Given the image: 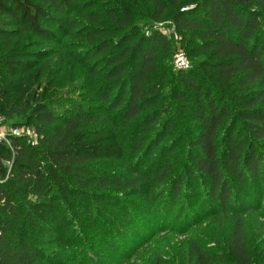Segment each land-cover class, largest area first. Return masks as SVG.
<instances>
[{"label":"trees","instance_id":"1","mask_svg":"<svg viewBox=\"0 0 264 264\" xmlns=\"http://www.w3.org/2000/svg\"><path fill=\"white\" fill-rule=\"evenodd\" d=\"M179 50L187 69L173 67ZM55 60L60 88L71 66L85 71L86 102L42 88ZM1 122L36 143L0 141V264L61 263L44 246L74 254L76 214L125 232L132 217L110 192L149 187L172 212L185 178L205 187L226 239L185 238L172 261L161 240L150 264H264L239 209L264 188V0H0ZM126 154L129 179L92 167Z\"/></svg>","mask_w":264,"mask_h":264},{"label":"rangeland","instance_id":"2","mask_svg":"<svg viewBox=\"0 0 264 264\" xmlns=\"http://www.w3.org/2000/svg\"><path fill=\"white\" fill-rule=\"evenodd\" d=\"M159 25V24H157ZM171 33V26L162 28ZM65 44L67 39L61 40ZM50 47H55L53 44ZM53 48L54 53L62 51L66 55L68 49ZM63 48V47H62ZM188 60V58H187ZM189 61V60H188ZM58 61L51 62L45 71L42 88L47 87L53 97H73L83 103L86 102L87 93L84 92L85 71L80 65L71 66L70 77L67 86L60 88L57 80ZM105 116L103 112H99ZM104 126V122L102 123ZM97 124L91 123L85 129L92 130ZM5 125L0 123V130L8 131ZM129 155L119 162L93 164L100 176L112 180L115 177L129 179L132 176L134 164L129 160ZM178 167L171 173L174 174ZM112 177V178H111ZM136 178V176L134 177ZM184 187L177 198L174 211L170 210V198L159 196L160 191L152 192L150 188H131L126 192H110L114 200L120 201V208L130 213L132 221H127L121 226L119 232L111 226L105 227L101 222L95 220V216L87 220L86 216L76 214V251L74 254H65L63 247L58 246L55 240L48 237L45 244L47 253L57 251L61 263L58 264H150L149 256L152 249H159L157 243L166 240L162 244L160 255L172 261L174 247L185 238H195L202 245H214L212 239L219 238L221 244L227 236L228 223L220 227L217 223L215 208L210 206L206 197L205 187L199 182L184 180ZM97 187H91L97 192ZM252 193L240 204V212L245 220L246 228L250 238V244L254 247L258 241L264 240L261 223H264V188L251 189ZM169 203V204H168ZM118 210L116 212H120ZM109 211L111 216L116 213ZM130 220V219H129ZM117 221H121L117 218ZM264 230V228H263ZM261 233V234H260ZM52 235V234H51ZM54 235H58L55 233ZM105 235V236H102ZM116 236L117 238H115ZM257 241V242H256ZM94 251H99L96 254ZM68 256V257H67ZM152 257V256H150ZM58 262V261H57Z\"/></svg>","mask_w":264,"mask_h":264},{"label":"built area","instance_id":"3","mask_svg":"<svg viewBox=\"0 0 264 264\" xmlns=\"http://www.w3.org/2000/svg\"><path fill=\"white\" fill-rule=\"evenodd\" d=\"M159 26H161L159 24ZM164 31V30H163ZM164 34H167L166 31H164ZM174 40H176V42H178V37L174 34ZM189 61L187 60V57L184 55V53L179 50L173 58V67L175 70H180V69H187L189 68ZM11 134L15 137H19V136H23L25 135L34 145L35 142V135L33 134L32 131H30L29 129L23 131L20 129H8V131H4V130H0V141H5L7 142V135Z\"/></svg>","mask_w":264,"mask_h":264}]
</instances>
